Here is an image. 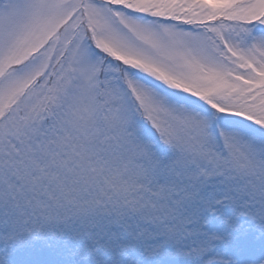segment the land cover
<instances>
[{"label":"snow or ice","instance_id":"snow-or-ice-1","mask_svg":"<svg viewBox=\"0 0 264 264\" xmlns=\"http://www.w3.org/2000/svg\"><path fill=\"white\" fill-rule=\"evenodd\" d=\"M0 264H264V0H0Z\"/></svg>","mask_w":264,"mask_h":264}]
</instances>
